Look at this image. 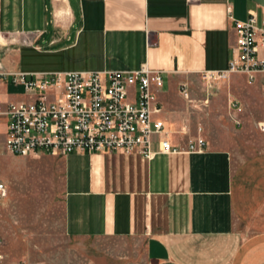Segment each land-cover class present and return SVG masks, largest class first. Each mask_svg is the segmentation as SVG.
I'll return each mask as SVG.
<instances>
[{"label":"crops","instance_id":"0c3cea01","mask_svg":"<svg viewBox=\"0 0 264 264\" xmlns=\"http://www.w3.org/2000/svg\"><path fill=\"white\" fill-rule=\"evenodd\" d=\"M250 14L260 25L264 0H0L3 103L32 99L21 74L145 64L163 78L152 119L164 122L179 150L161 152L153 135L150 157L61 155L67 235L143 236L153 264H264V152L237 162L229 148L207 140L203 151L187 152L201 131H194L198 114L189 109L196 100L180 91L192 92L204 72L227 68L234 22ZM31 52L53 67L32 69ZM258 57L264 60V44ZM3 132L1 123L0 140Z\"/></svg>","mask_w":264,"mask_h":264},{"label":"built area","instance_id":"2783aa9c","mask_svg":"<svg viewBox=\"0 0 264 264\" xmlns=\"http://www.w3.org/2000/svg\"><path fill=\"white\" fill-rule=\"evenodd\" d=\"M234 23L236 45L228 66L204 72L207 80L226 79L235 72L254 80L264 73V60L258 57V45L264 44V19L259 25L255 14H250ZM19 81L32 99L0 101V124H4L0 146L12 154L136 151L150 157L154 154L150 150L153 135H158L161 152L179 150L169 140L164 122L152 119L161 109L151 104L163 78L145 64L130 71H53L32 73L29 78L21 74ZM182 93L188 97L186 88ZM231 106L242 111L237 101ZM234 121L241 123L236 116ZM258 126L264 130V122ZM205 146V138L198 133L188 140L186 151L200 152ZM6 196L7 187L0 182V200ZM3 258L0 252V262Z\"/></svg>","mask_w":264,"mask_h":264},{"label":"rangeland","instance_id":"374dc122","mask_svg":"<svg viewBox=\"0 0 264 264\" xmlns=\"http://www.w3.org/2000/svg\"><path fill=\"white\" fill-rule=\"evenodd\" d=\"M31 56L32 69L53 67L45 55ZM193 84V93L186 89L188 97L182 95L196 100L189 103L190 111L198 114L194 131L201 126L205 140L229 148L237 162L264 152V130L258 126L264 122V73L254 80L241 72L221 80L200 74ZM236 101L240 112L231 106ZM0 182L7 187V196L0 200V252L6 255L2 264H153L143 236L67 235L61 155L20 156L0 146Z\"/></svg>","mask_w":264,"mask_h":264}]
</instances>
